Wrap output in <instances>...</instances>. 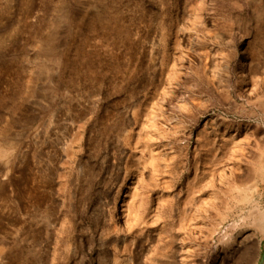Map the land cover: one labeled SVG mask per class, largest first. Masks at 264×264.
I'll return each mask as SVG.
<instances>
[{"label":"rangeland","instance_id":"obj_1","mask_svg":"<svg viewBox=\"0 0 264 264\" xmlns=\"http://www.w3.org/2000/svg\"><path fill=\"white\" fill-rule=\"evenodd\" d=\"M264 0H0V264H264Z\"/></svg>","mask_w":264,"mask_h":264},{"label":"bare ground","instance_id":"obj_2","mask_svg":"<svg viewBox=\"0 0 264 264\" xmlns=\"http://www.w3.org/2000/svg\"><path fill=\"white\" fill-rule=\"evenodd\" d=\"M257 221H258V225L264 229V211H259L257 213V217H256Z\"/></svg>","mask_w":264,"mask_h":264}]
</instances>
